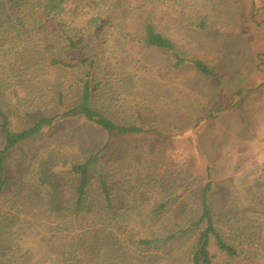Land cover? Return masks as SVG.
<instances>
[{
  "label": "rangeland",
  "instance_id": "rangeland-1",
  "mask_svg": "<svg viewBox=\"0 0 264 264\" xmlns=\"http://www.w3.org/2000/svg\"><path fill=\"white\" fill-rule=\"evenodd\" d=\"M64 1L56 16L46 0H22L23 26L0 30V106L11 129L76 107L86 69L52 61L87 58L99 85L93 107L143 133L110 137L83 118H59L13 150L0 195V264H190L203 228L180 232L199 220L209 182L217 228L239 251L227 257L212 243L215 264H264V0L254 17L248 0ZM147 23L216 77L175 69L144 44ZM69 38L82 41L78 50ZM97 153L79 212L70 168Z\"/></svg>",
  "mask_w": 264,
  "mask_h": 264
},
{
  "label": "trees",
  "instance_id": "trees-1",
  "mask_svg": "<svg viewBox=\"0 0 264 264\" xmlns=\"http://www.w3.org/2000/svg\"><path fill=\"white\" fill-rule=\"evenodd\" d=\"M250 1L252 8V17H254L256 3L258 0ZM22 0H9L8 4L4 7L0 6V30L3 32L15 30L16 25L20 27L23 23V11L21 8ZM64 0H46V4L43 8L46 13H55L56 16L65 13L66 9L63 7ZM18 9V14L11 13L12 9ZM21 13L22 15H20ZM4 18V20H3ZM207 26L205 21H202L200 28L203 29ZM67 48L71 51L79 49L82 41L75 42L71 38L67 39ZM144 44L147 47L153 48L157 51L163 52L170 56L173 67L179 69L182 67H191L196 70L200 75L207 79H214L216 77L215 71L203 60L196 58H189L183 55L177 48L176 44L164 34L158 32L156 28L151 24L147 23L144 28ZM53 65L75 68L82 67L86 69L85 78L82 80L81 86V102L73 109L67 110L64 114L58 116H45L34 121V124L21 131L14 132L11 129V123L9 116L0 106V130L3 138V148L0 151V195L4 193L9 185V181L6 177V160L7 156L19 147L21 144L32 140L39 136L44 130L54 126L59 118H75L80 117L86 121L101 127L110 137L113 136H124V135H136L143 133V129L137 126H120L117 125L113 120L103 115L101 112L96 110L92 105L93 95L98 92L99 85L94 84L92 77V69L94 63L89 61L87 58L78 59V64H70L64 60L53 59ZM244 90L238 92V95H242ZM63 97H59V104L63 105ZM101 153V152H100ZM100 153L91 155L88 160L79 165H73L70 168V174L77 180V187L75 190L76 197V209L82 211L86 207L87 197L89 194V188L91 185V171L97 166L100 161ZM101 190L104 196L107 210L114 214V206L112 201V195L108 188L107 183L102 179L100 180ZM212 191V184L209 182L202 193L201 198V215L199 220L189 226L186 230H182L180 233H187L195 228L202 227L203 231L200 234L198 242L194 248L193 253L190 257V264H215V256L212 254L211 245L215 244L218 252L227 257H237L239 251L234 245H230L225 241L221 233L219 232L214 213L210 204V193ZM179 233V232H178ZM177 234H174L167 239L162 240H147L143 239L138 242L140 247H152L157 243H168L174 240Z\"/></svg>",
  "mask_w": 264,
  "mask_h": 264
}]
</instances>
